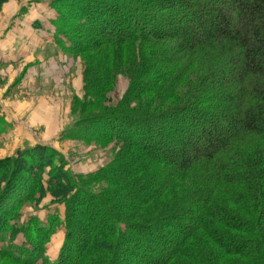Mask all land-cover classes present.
I'll return each mask as SVG.
<instances>
[{"label": "trees", "instance_id": "trees-1", "mask_svg": "<svg viewBox=\"0 0 264 264\" xmlns=\"http://www.w3.org/2000/svg\"><path fill=\"white\" fill-rule=\"evenodd\" d=\"M52 2L65 19L54 40L74 58L92 56L97 82L129 66L132 88L115 107L78 118L87 130L80 139L116 151L112 168L91 182L40 143L0 162V228L29 201L49 195L64 206L62 219L50 215L45 225L6 226L0 256L15 264H264V0ZM63 27L68 44L55 36ZM98 178L107 190L86 187ZM60 225L50 260L44 244ZM20 232L24 241L14 243Z\"/></svg>", "mask_w": 264, "mask_h": 264}, {"label": "rangeland", "instance_id": "rangeland-1", "mask_svg": "<svg viewBox=\"0 0 264 264\" xmlns=\"http://www.w3.org/2000/svg\"><path fill=\"white\" fill-rule=\"evenodd\" d=\"M52 1L7 0L0 6V162L17 149L40 143L58 151L75 176L91 182L100 170L112 168L116 151H111L110 145L80 139L79 131L87 130L78 118L120 104L132 88L133 71L119 62L108 77L94 80L92 56L74 58L51 35L54 27L65 21ZM66 19L72 30L75 20ZM34 22H40L42 28H36ZM68 29L63 27L55 35L60 42L68 44L64 37ZM142 85L141 79L136 89ZM166 89L168 86L162 85L161 92L151 97L157 99ZM90 182L86 187L94 192L109 187L103 178L95 180V185ZM63 212L64 206L51 203L47 195L37 204L25 203L17 219L7 220L0 232L8 225H27L32 218L45 225L48 216L58 213L62 219ZM23 237L20 232L14 243L21 244ZM63 237L64 227L56 226L45 242L43 253L50 260L55 259ZM3 238L0 248L7 245L9 232ZM0 264L15 263L0 256Z\"/></svg>", "mask_w": 264, "mask_h": 264}, {"label": "crops", "instance_id": "crops-1", "mask_svg": "<svg viewBox=\"0 0 264 264\" xmlns=\"http://www.w3.org/2000/svg\"><path fill=\"white\" fill-rule=\"evenodd\" d=\"M35 144V143H34Z\"/></svg>", "mask_w": 264, "mask_h": 264}]
</instances>
